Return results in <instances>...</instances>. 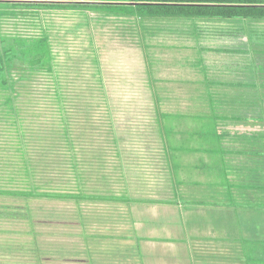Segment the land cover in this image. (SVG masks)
Masks as SVG:
<instances>
[{"label":"rangeland","instance_id":"374dc122","mask_svg":"<svg viewBox=\"0 0 264 264\" xmlns=\"http://www.w3.org/2000/svg\"><path fill=\"white\" fill-rule=\"evenodd\" d=\"M43 20L34 27L11 21L2 30L28 37L44 26L59 66L63 102H56L48 74L16 86L18 120L0 112V190L82 191L131 202L0 196L5 217L0 219V264H246L252 249L264 251V211L242 212L237 219L227 208L179 201L178 194L189 201L193 196L209 200L213 194L206 192L207 183L215 180L192 170L201 159L209 163L207 155L178 154V164L188 168L179 174L181 183H174L156 115L194 117L208 113L209 104L202 100L209 93L215 101L234 96L231 84L251 80L250 58L240 52L246 38L230 34L227 24L200 23L196 37L186 28L171 32L163 25L143 51L136 36L125 31L127 23L111 19L104 26H88L84 17L69 12ZM260 28L264 31V25ZM196 124L189 119L176 130H192ZM220 129L232 137L224 142L228 150H241L240 136L261 130L231 122ZM182 137L175 136L177 144ZM67 138L75 146L77 173L66 157ZM227 161L244 162L235 155ZM12 214L15 218H9ZM240 239L251 242L248 249Z\"/></svg>","mask_w":264,"mask_h":264},{"label":"trees","instance_id":"16d2710c","mask_svg":"<svg viewBox=\"0 0 264 264\" xmlns=\"http://www.w3.org/2000/svg\"><path fill=\"white\" fill-rule=\"evenodd\" d=\"M56 12L78 14L84 17L88 26H104L111 19L127 23L129 29L125 31L136 36L143 51H147L149 46L147 45L148 37L154 36L156 30L162 32L163 25H168L172 29L171 32H185L186 28L188 34L196 37L200 23L227 24L232 27L230 34L245 37V49L240 52L248 55V59L250 58L248 70L251 80L249 83L231 84L230 86L236 89V94L232 97L228 96L229 98L222 97L215 101L214 96L209 93L202 100L209 104L208 113L189 117L157 111L156 115L174 183H181L178 182L179 174L184 171L183 169L188 168L178 164L179 161L176 158L178 154L195 153L207 155L209 163H204L201 159L200 166H194L192 170L200 171L217 181L207 183L206 192L213 194L209 200L206 201L201 194L199 197H204V200H196L193 196V200L189 201L178 194L181 203L209 209L227 208L237 219L242 218V212L264 211V31L260 28L264 25V0H103L101 3L0 0V112L10 115L13 119L18 120L20 113L16 86L19 87L18 84L32 80L35 75L43 73L52 76L55 84V100L60 105H62L63 96L51 35L44 26L39 25L40 34L28 37L16 33L6 34L2 29L7 22L11 21H23L31 27L36 26V22L45 24L43 17ZM92 57L98 65L97 50H93ZM189 119L197 123L192 130H176V125L180 126ZM227 122L247 126L253 124L259 126L261 130L240 136L241 142H244L241 150H228L224 142H227L228 138L232 140V137L220 129ZM177 135L180 137L186 135L184 139L182 137V142H178L179 144L175 138ZM65 140L70 149L69 154L72 155V157L68 155L66 157L70 158L71 166L77 173L78 168L73 157L76 155L75 146L69 138ZM189 144H196L199 147H188ZM232 155L242 156L244 162L239 166L231 165L227 159ZM27 171L28 176L30 170ZM231 176L232 183L229 179ZM76 177L81 182L78 174ZM41 189L37 187L23 193L0 190V196L76 203L125 202L127 200L126 198L93 196L82 191L76 195L45 193L41 192ZM215 196H222V198L218 199ZM167 204L175 205L168 202ZM1 218L5 217L0 213ZM9 218H15V215L12 214ZM238 225L237 229H242L241 224ZM240 240L243 242V250L248 249L251 242ZM254 242L260 245L263 241ZM251 254L247 263L246 256L243 255L246 264H264V251L252 249Z\"/></svg>","mask_w":264,"mask_h":264}]
</instances>
